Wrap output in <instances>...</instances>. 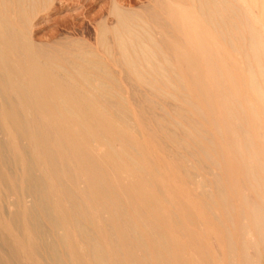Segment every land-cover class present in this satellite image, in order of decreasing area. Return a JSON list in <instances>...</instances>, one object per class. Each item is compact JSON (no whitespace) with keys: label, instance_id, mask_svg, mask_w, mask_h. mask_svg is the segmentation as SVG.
<instances>
[{"label":"bare ground","instance_id":"6f19581e","mask_svg":"<svg viewBox=\"0 0 264 264\" xmlns=\"http://www.w3.org/2000/svg\"><path fill=\"white\" fill-rule=\"evenodd\" d=\"M52 1L0 0V264H260L264 0L114 4L98 49L32 39Z\"/></svg>","mask_w":264,"mask_h":264},{"label":"rangeland","instance_id":"374dc122","mask_svg":"<svg viewBox=\"0 0 264 264\" xmlns=\"http://www.w3.org/2000/svg\"><path fill=\"white\" fill-rule=\"evenodd\" d=\"M114 4L124 9L134 10L146 4V0H53L47 11L51 13L50 16L42 19L41 16L47 13L42 11L38 12L36 19H33L34 27L30 29L32 39L40 42L56 34L57 39H70L82 44L85 48L98 49L100 23L103 25L106 23L108 26H113L115 23L114 15L111 13ZM261 258L258 262L264 264V256Z\"/></svg>","mask_w":264,"mask_h":264}]
</instances>
